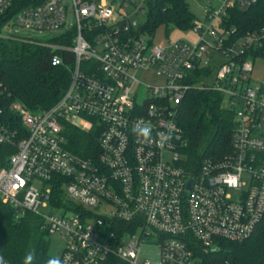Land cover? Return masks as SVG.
I'll list each match as a JSON object with an SVG mask.
<instances>
[{
    "label": "built area",
    "instance_id": "obj_1",
    "mask_svg": "<svg viewBox=\"0 0 264 264\" xmlns=\"http://www.w3.org/2000/svg\"><path fill=\"white\" fill-rule=\"evenodd\" d=\"M15 1L0 0V13ZM151 1L33 0L0 34L13 38L8 29L17 26L71 42H38L55 51L54 66L71 55L62 98L39 113L13 102L26 130L18 141L17 129L0 124V142L16 144L0 169V199L17 218L39 216L47 236L61 235L62 264H235L219 256L222 244L243 242L264 223V76H251L264 60V29L234 37L226 24L230 10L257 0H219L220 9L206 8L207 30L196 20L197 44L168 45L146 38ZM151 70L161 85L140 79ZM197 88L223 96L234 129L230 151L194 171L176 114ZM138 122L151 127L150 140L133 133ZM68 125L97 134L93 155L69 148ZM144 245L159 248L158 262L141 258Z\"/></svg>",
    "mask_w": 264,
    "mask_h": 264
},
{
    "label": "trees",
    "instance_id": "obj_2",
    "mask_svg": "<svg viewBox=\"0 0 264 264\" xmlns=\"http://www.w3.org/2000/svg\"><path fill=\"white\" fill-rule=\"evenodd\" d=\"M33 0H16L5 13H0V34L13 15ZM197 18L187 0H152L144 29L148 33L160 25L168 29H189ZM227 27L235 28L234 37L264 29V0L248 8L229 11ZM51 43L70 45L64 37ZM55 51L38 42L0 36V124L18 130L15 141L25 135L19 117L10 109L13 102L21 103L33 113L51 108L63 96L70 82L71 55L66 63L54 66ZM66 56V54H65ZM176 120L187 141V166L198 170L205 159H221L231 149L234 129L233 113L223 106V96L211 89L189 90L178 106ZM66 136L69 148L76 154L89 157L95 153L97 134L68 125ZM16 151V144L0 142V169ZM61 192V190H58ZM41 218L28 212L17 218L14 209L0 199V252L13 264H23L28 252H33V264H47L49 238L41 229ZM219 256L235 264H264V223L243 242H225Z\"/></svg>",
    "mask_w": 264,
    "mask_h": 264
},
{
    "label": "rangeland",
    "instance_id": "obj_3",
    "mask_svg": "<svg viewBox=\"0 0 264 264\" xmlns=\"http://www.w3.org/2000/svg\"><path fill=\"white\" fill-rule=\"evenodd\" d=\"M189 3V8L194 12L196 15L197 21L203 23L204 30H207L213 23L207 20V13L206 8L209 6L213 7L214 9L221 8V2L219 0H187ZM140 20L143 19L142 16L138 17ZM74 23L73 14L70 13L68 19V27L67 29H71ZM217 27L219 26L216 23ZM219 29V27H218ZM9 32L13 35V39L17 40H25V41H33V42H50L52 39L56 37L58 32L52 31H36L27 28H20L17 26L9 27ZM147 39H150L155 43L165 42L166 45L169 43L178 41V40H185L192 44H197L200 39V33L194 28L189 29H181L178 27L174 28H167L165 25L158 26L153 33H147ZM208 38V37H207ZM254 80H259L262 76H264V60L256 61V68L254 72L251 74ZM140 79L151 86H158L161 85L164 81L162 76L156 74L155 70L142 72L139 74ZM48 212L47 209L44 210ZM49 238L50 246H49V254L53 258H60L65 241L61 237L59 233L52 234L51 236H47ZM159 248L156 245H144L141 248L140 256L142 259H147L152 263H156L159 260Z\"/></svg>",
    "mask_w": 264,
    "mask_h": 264
},
{
    "label": "clouds",
    "instance_id": "obj_4",
    "mask_svg": "<svg viewBox=\"0 0 264 264\" xmlns=\"http://www.w3.org/2000/svg\"><path fill=\"white\" fill-rule=\"evenodd\" d=\"M132 131L137 137L143 138L145 141L151 139L152 130L151 127L148 126L147 124L138 122L136 125L133 126ZM34 259H35L34 253L28 252L24 257L23 264H33ZM0 264H5V260L3 256H0ZM47 264H62V261L58 258H53V259H49L47 261Z\"/></svg>",
    "mask_w": 264,
    "mask_h": 264
}]
</instances>
